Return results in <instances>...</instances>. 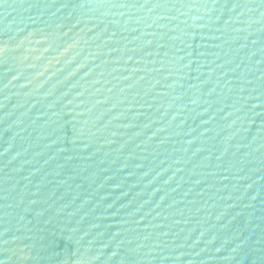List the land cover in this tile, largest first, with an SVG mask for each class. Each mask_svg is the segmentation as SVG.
Segmentation results:
<instances>
[{"label": "water", "instance_id": "water-1", "mask_svg": "<svg viewBox=\"0 0 264 264\" xmlns=\"http://www.w3.org/2000/svg\"><path fill=\"white\" fill-rule=\"evenodd\" d=\"M0 264H264V0H0Z\"/></svg>", "mask_w": 264, "mask_h": 264}]
</instances>
